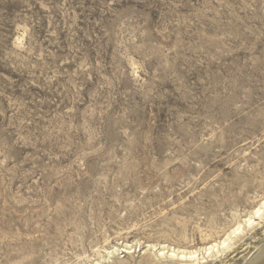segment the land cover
Masks as SVG:
<instances>
[{"label": "rangeland", "instance_id": "obj_1", "mask_svg": "<svg viewBox=\"0 0 264 264\" xmlns=\"http://www.w3.org/2000/svg\"><path fill=\"white\" fill-rule=\"evenodd\" d=\"M261 195L264 0H0V264L199 247Z\"/></svg>", "mask_w": 264, "mask_h": 264}, {"label": "bare ground", "instance_id": "obj_2", "mask_svg": "<svg viewBox=\"0 0 264 264\" xmlns=\"http://www.w3.org/2000/svg\"><path fill=\"white\" fill-rule=\"evenodd\" d=\"M16 39L20 38L16 37ZM262 224H264V195L260 196L249 211L235 219L228 230L220 236L210 238L206 235L202 239L204 241L202 246L182 247L137 240L133 243L125 241L121 244L109 242L104 247V254L100 255L98 250L95 251L96 257L92 260V264H105L113 255L124 253L123 257L132 256L136 251L140 256L136 264H215L216 260H219L218 264H227L225 258L223 261V257L229 255H231L230 259L226 260L233 261L232 264H264V235L258 230ZM247 234H250L253 240L244 243ZM237 247L240 248L238 252L241 256L238 255L239 257L234 260L233 256L236 253L233 255V252L237 250ZM122 262L123 260L117 264H124Z\"/></svg>", "mask_w": 264, "mask_h": 264}, {"label": "snow or ice", "instance_id": "obj_3", "mask_svg": "<svg viewBox=\"0 0 264 264\" xmlns=\"http://www.w3.org/2000/svg\"><path fill=\"white\" fill-rule=\"evenodd\" d=\"M249 223L251 224V221H249Z\"/></svg>", "mask_w": 264, "mask_h": 264}]
</instances>
